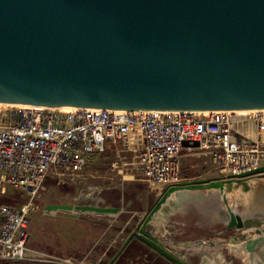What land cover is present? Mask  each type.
Listing matches in <instances>:
<instances>
[{
	"label": "water",
	"instance_id": "obj_1",
	"mask_svg": "<svg viewBox=\"0 0 264 264\" xmlns=\"http://www.w3.org/2000/svg\"><path fill=\"white\" fill-rule=\"evenodd\" d=\"M0 103L130 111L262 110L264 0H0ZM182 144L199 147L198 142ZM260 176L264 166L239 179L182 181L163 192L143 225L177 192L218 190L227 211L221 213L225 229L254 230L234 239L250 241L264 234V183H247ZM225 190L234 195L252 191L254 197L242 202L247 208L237 213L227 204ZM44 209L97 215L122 211L91 204ZM140 232L144 242L173 263L192 264L143 228ZM256 245L244 248L253 252Z\"/></svg>",
	"mask_w": 264,
	"mask_h": 264
},
{
	"label": "built area",
	"instance_id": "obj_2",
	"mask_svg": "<svg viewBox=\"0 0 264 264\" xmlns=\"http://www.w3.org/2000/svg\"><path fill=\"white\" fill-rule=\"evenodd\" d=\"M0 103V189L24 196L21 207L0 202V262L83 264L30 246V210L44 180L78 175L93 153L119 144L135 152L133 164L142 180L158 193L179 184L184 152L209 159L216 176L239 179L264 166V141L250 129L264 118L247 120L225 111H130L103 108L13 109ZM240 136V137H239ZM239 138V139H238ZM250 139L252 142H247ZM199 147H184L183 142ZM8 195L0 192V199Z\"/></svg>",
	"mask_w": 264,
	"mask_h": 264
},
{
	"label": "rangeland",
	"instance_id": "obj_3",
	"mask_svg": "<svg viewBox=\"0 0 264 264\" xmlns=\"http://www.w3.org/2000/svg\"><path fill=\"white\" fill-rule=\"evenodd\" d=\"M242 118L261 119L264 115L252 114ZM134 155L135 152L119 144L90 155L78 175L59 176L57 169L47 176L32 199L33 210L29 212L31 248L54 255L72 256L83 261V264H107L131 229L144 220L165 191L158 193L147 186L133 164ZM181 166L182 181L217 177L209 159L204 156L184 152ZM259 180L249 184L259 183ZM0 192L3 195H15L18 201L13 202L18 207L24 204V196L14 188L4 185ZM241 192L239 190L235 195L230 192L226 196L227 204L237 213L244 209L243 206L247 208L242 202H250L248 199L252 191L245 194ZM180 195H173L170 203L164 207L160 220L146 229L156 235L166 248L176 251L192 264H261L258 256L260 250H211L223 245H218L212 238L215 232L225 228L221 213L227 214L218 190H191ZM185 195L191 197L188 199L183 197ZM184 198L188 201L180 203V199ZM49 204L120 206L122 211L117 215L47 211L44 207ZM150 251V255L159 257L155 250ZM161 260L160 264H168L165 259Z\"/></svg>",
	"mask_w": 264,
	"mask_h": 264
},
{
	"label": "flooded vegetation",
	"instance_id": "obj_4",
	"mask_svg": "<svg viewBox=\"0 0 264 264\" xmlns=\"http://www.w3.org/2000/svg\"><path fill=\"white\" fill-rule=\"evenodd\" d=\"M232 114H234L237 117H241V118L246 117L248 115H252V114H247V115H241L240 116V115H236V113H232ZM253 136H256V128L255 127L253 129L251 128L250 133H249V137H253ZM145 218L139 225H136L134 228L131 229V231L128 233L127 237L123 241V244L121 245V247L113 253L111 260L107 264H160L159 261L161 259H165L168 264H175L172 261H170L168 258L164 257L161 253H159L153 247H151L148 243L144 242L137 235V234L141 233L140 232L141 228H143L146 232H148L146 229L150 228L149 223L151 221L148 224L143 225ZM151 235L158 238L154 234H151ZM127 240H128V242L126 243ZM152 249L158 253L159 257H154V255H150L151 254L150 250H152ZM240 249H242V248H240ZM109 251H110V248L107 249V253ZM149 257H150V259H152V258L153 259L150 261Z\"/></svg>",
	"mask_w": 264,
	"mask_h": 264
},
{
	"label": "crops",
	"instance_id": "obj_5",
	"mask_svg": "<svg viewBox=\"0 0 264 264\" xmlns=\"http://www.w3.org/2000/svg\"><path fill=\"white\" fill-rule=\"evenodd\" d=\"M261 179V180H259ZM259 179H250L247 183L250 182H254V180H259V183H264V176L262 178ZM259 183H252V184H259ZM249 196H251L252 198L254 197V194L251 192V194H249ZM250 197V198H251ZM250 198L248 199L250 202ZM240 233H248V234H254V230L253 231H248V232H244L243 230H226L225 228L215 232L212 240H214L215 243H217L218 245L223 244L222 246H218L217 248L211 249V250H238L240 248L244 249L245 245L247 243L249 244H253L254 242H257L256 245V249L260 250V254L259 256V260L261 259V264H264V234H261V236H258L257 238L259 239V241H256L257 238H255V236L253 235L252 238L250 239V241L248 240L247 242H238L236 243L234 241L235 237L237 235H239ZM252 242V243H250ZM260 242V243H258Z\"/></svg>",
	"mask_w": 264,
	"mask_h": 264
},
{
	"label": "bare ground",
	"instance_id": "obj_6",
	"mask_svg": "<svg viewBox=\"0 0 264 264\" xmlns=\"http://www.w3.org/2000/svg\"><path fill=\"white\" fill-rule=\"evenodd\" d=\"M1 106L3 107H8V108H13V109H32V110H43V109H59L61 111H66V112H69V111H73L75 110L74 108H54V107H43V106H26V105H20V104H1ZM229 114H232V113H236V115H247V114H263L264 115V109L262 110H235V111H232V110H227L225 111ZM196 114H209V111H204V112H194ZM263 117V116H262ZM262 140L264 141V120H262ZM260 127L261 126H258V127H255L256 128V135L257 134H260ZM256 136H253L251 138H255ZM180 194H182V192H177L175 194H173L175 197L179 196ZM224 194H226V196H228L229 194V191L225 190L224 191ZM172 195V196H173ZM172 196L171 198L166 202V204H164L162 206V208L160 209V211L154 216V218L152 219V221L150 222V227H152L153 225H155L157 223L158 220H160L161 218V214L164 210V207L167 206L169 203H170V200H172ZM181 197V195H180ZM180 202V201H179ZM167 209V208H166ZM70 212H74V211H70ZM189 254V253H188ZM198 254V253H197ZM191 255V254H189ZM210 255H213V253H210Z\"/></svg>",
	"mask_w": 264,
	"mask_h": 264
},
{
	"label": "trees",
	"instance_id": "obj_7",
	"mask_svg": "<svg viewBox=\"0 0 264 264\" xmlns=\"http://www.w3.org/2000/svg\"><path fill=\"white\" fill-rule=\"evenodd\" d=\"M13 201H18V198L15 195H8L0 199V202H6V203H14ZM20 262L22 263V261H15V263H20ZM8 263L10 264L13 262H8ZM31 264H36V263H31Z\"/></svg>",
	"mask_w": 264,
	"mask_h": 264
}]
</instances>
